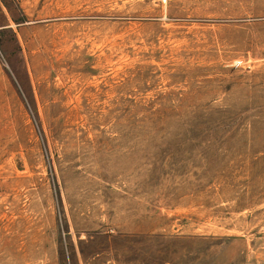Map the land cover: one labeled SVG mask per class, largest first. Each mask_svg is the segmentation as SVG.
I'll use <instances>...</instances> for the list:
<instances>
[{
  "label": "rangeland",
  "instance_id": "1",
  "mask_svg": "<svg viewBox=\"0 0 264 264\" xmlns=\"http://www.w3.org/2000/svg\"><path fill=\"white\" fill-rule=\"evenodd\" d=\"M0 264H264V0H0Z\"/></svg>",
  "mask_w": 264,
  "mask_h": 264
}]
</instances>
